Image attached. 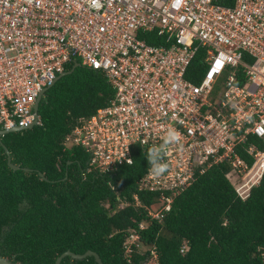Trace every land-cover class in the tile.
<instances>
[{
    "label": "built area",
    "instance_id": "2783aa9c",
    "mask_svg": "<svg viewBox=\"0 0 264 264\" xmlns=\"http://www.w3.org/2000/svg\"><path fill=\"white\" fill-rule=\"evenodd\" d=\"M198 53L202 74L193 81L186 75ZM73 59L100 70L114 90L64 140L89 152L82 174L113 172L133 160V145H161L175 129L181 140L166 149L167 171L156 178L149 165L138 180V190L161 194L152 217L213 164L229 165L241 199L259 184L264 0H0V130L31 124L38 95ZM132 245L135 232L124 242L127 256Z\"/></svg>",
    "mask_w": 264,
    "mask_h": 264
},
{
    "label": "trees",
    "instance_id": "16d2710c",
    "mask_svg": "<svg viewBox=\"0 0 264 264\" xmlns=\"http://www.w3.org/2000/svg\"><path fill=\"white\" fill-rule=\"evenodd\" d=\"M199 55L186 75L193 81L202 74ZM75 62L79 60L68 62L65 71ZM113 94L100 70L76 66L44 92L40 124L0 136L11 162L20 167L8 166L0 144V255L18 264H54L65 250L81 254L89 249L105 264L151 259L155 264H264V174L241 199L226 177L229 165L213 164L157 218L149 211L159 209L160 192L138 190L149 167V148L133 145V162L113 172L82 174L89 152L67 147L64 140L81 118L94 114ZM252 141L258 139L249 135ZM239 152L251 164L252 158ZM131 232L146 248L132 245L127 256L123 245ZM60 264L98 263L93 256H65Z\"/></svg>",
    "mask_w": 264,
    "mask_h": 264
},
{
    "label": "water",
    "instance_id": "95a60500",
    "mask_svg": "<svg viewBox=\"0 0 264 264\" xmlns=\"http://www.w3.org/2000/svg\"><path fill=\"white\" fill-rule=\"evenodd\" d=\"M76 66H80V63L79 62H75L72 66V68L68 71H63L62 73H60L56 80L67 74V73H70L73 71V69L76 67ZM53 84V83H52ZM50 84L49 86L45 87L42 89L41 93L38 95L35 103H34V106H33V111H34V120L31 124H29L28 126L26 127H13V128H10V129H3V130H0V136H3L4 134L6 133H9V132H15V131H20V130H23V129H28V128H31L32 126L36 125V122H37V117L39 115V112H38V108H39V103H40V100L42 98V95L43 93L52 85ZM0 144L2 145V147L4 148V152L6 153V156H7V164L10 168L12 169H19L20 167L16 164H13L11 162V156H10V152L9 150L7 149V147L1 142L0 140ZM25 170H27V168H24ZM41 176H43L42 173H40ZM65 256H71L72 258H75V259H83V258H86L87 256H93L95 261L98 263V264H105L102 262L101 258L99 257V255L92 251V250H86L84 253H74L70 250H65L64 252H62L56 259H55V262L54 264H60L62 258H64ZM0 264H18L14 258H8V257H5V256H2L0 255Z\"/></svg>",
    "mask_w": 264,
    "mask_h": 264
},
{
    "label": "clouds",
    "instance_id": "9594fccd",
    "mask_svg": "<svg viewBox=\"0 0 264 264\" xmlns=\"http://www.w3.org/2000/svg\"><path fill=\"white\" fill-rule=\"evenodd\" d=\"M92 2L95 5L98 3V0H92ZM180 140V133L175 129H169L163 137V143L161 145H154L148 149L146 156L150 165L149 172L153 177L158 178L167 171L168 164L166 162H163L166 149L171 144H179ZM132 162L133 161L131 159L127 161L128 164H131ZM143 227H145L144 224Z\"/></svg>",
    "mask_w": 264,
    "mask_h": 264
},
{
    "label": "rangeland",
    "instance_id": "374dc122",
    "mask_svg": "<svg viewBox=\"0 0 264 264\" xmlns=\"http://www.w3.org/2000/svg\"><path fill=\"white\" fill-rule=\"evenodd\" d=\"M139 247L141 250L146 248V246H144V245H140ZM144 264H155V261L153 259H151V260H148L147 262H145Z\"/></svg>",
    "mask_w": 264,
    "mask_h": 264
}]
</instances>
